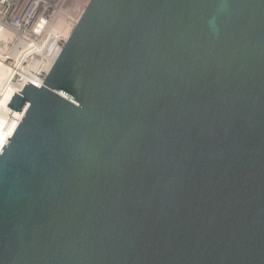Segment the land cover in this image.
<instances>
[{
    "label": "water",
    "instance_id": "obj_1",
    "mask_svg": "<svg viewBox=\"0 0 264 264\" xmlns=\"http://www.w3.org/2000/svg\"><path fill=\"white\" fill-rule=\"evenodd\" d=\"M7 107L0 264H264V0H89Z\"/></svg>",
    "mask_w": 264,
    "mask_h": 264
},
{
    "label": "rangeland",
    "instance_id": "obj_2",
    "mask_svg": "<svg viewBox=\"0 0 264 264\" xmlns=\"http://www.w3.org/2000/svg\"><path fill=\"white\" fill-rule=\"evenodd\" d=\"M85 1L86 0H67L64 5L61 4L55 8L56 10L58 9L57 11H59L60 14L52 8V3H50V9L48 11L46 10V12H44L41 11V9H36L37 11H35L31 17H28L30 10H32L34 6L35 0H0V28L3 29L7 35L0 37V59L8 57L7 54L11 56L15 54L17 58L20 56L19 59L20 62H22V64L20 63L22 68L30 66L29 63L34 59V56H36V54L39 56L44 50L46 41L50 39V35L59 32L53 28V26L55 27L57 18L60 17L63 19L62 17L65 16L64 18L73 20L77 14L82 12V9H85ZM15 23L21 26L18 27ZM59 34L63 35L62 33ZM8 63V60L3 62L5 66L9 67ZM10 69H12V67H10ZM20 79H22L20 75L14 73L10 79V83L16 84ZM5 85L6 83L0 86V98L5 89ZM8 115L10 116L11 114L8 113ZM5 117L4 112L0 110L1 125L4 124L3 119Z\"/></svg>",
    "mask_w": 264,
    "mask_h": 264
},
{
    "label": "bare ground",
    "instance_id": "obj_3",
    "mask_svg": "<svg viewBox=\"0 0 264 264\" xmlns=\"http://www.w3.org/2000/svg\"><path fill=\"white\" fill-rule=\"evenodd\" d=\"M49 1V2H48ZM67 2V0H35L34 6L32 10H30V13L28 17H31L36 9H41V11L46 12L50 9L49 4L52 3V8L56 10V6L64 5ZM89 0H86V6L88 4ZM40 6V7H38ZM58 10V9H57ZM56 10V11H57ZM58 14H60L59 11H57ZM83 12V9H82ZM82 12L77 14L73 20L64 18L61 19L60 17L57 18L55 27L53 28L59 32L53 33L50 35V39L46 41V46L44 47V50L42 51L39 56L36 54L34 56V59H30V66L26 68H22V62H20V56L17 58V56L14 54L11 56L10 54H7L8 57H3L0 59V86L4 83L5 89L2 93L1 100H0V110L4 112L5 118L4 124H0V151L3 148L5 142L7 139H9L12 134L14 133L17 125L19 124L20 120L22 119V113H17L14 110L7 107L8 103L10 102L12 96L14 94L20 95V92L25 87L26 83H31L37 87H40L42 84V80L44 79L46 73L50 69L51 65L53 64L55 58L57 57L61 47L66 42V40L70 36V32L73 30L75 25L77 24L79 17L81 16ZM57 16V15H56ZM27 17V16H26ZM55 17V16H54ZM27 22V21H26ZM70 22V23H69ZM18 27H20V24H16ZM23 28V27H22ZM21 28V29H22ZM20 29V28H19ZM25 29V28H24ZM23 30V29H22ZM21 31V30H20ZM62 33L63 35L59 34ZM6 33L3 29L0 28V37L5 36ZM7 36V35H6ZM27 55V53H26ZM24 56V55H23ZM22 59V58H21ZM8 60V66H5L3 62H6ZM26 60V59H24ZM21 63V64H20ZM12 67V69H10ZM14 73H18L22 79L18 81L16 84L10 83V79L12 78ZM38 77V78H37ZM30 80V81H29ZM29 83V84H30ZM8 113L11 115L9 116Z\"/></svg>",
    "mask_w": 264,
    "mask_h": 264
}]
</instances>
